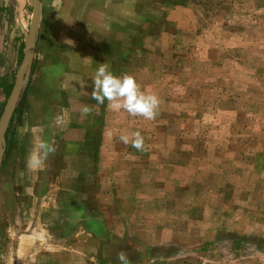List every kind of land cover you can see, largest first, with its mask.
<instances>
[{
  "label": "rangeland",
  "instance_id": "rangeland-1",
  "mask_svg": "<svg viewBox=\"0 0 264 264\" xmlns=\"http://www.w3.org/2000/svg\"><path fill=\"white\" fill-rule=\"evenodd\" d=\"M39 4L0 160V264H48L64 244L81 264H121V251L131 264H264V0ZM31 17L30 0H0V109ZM105 62L159 97L155 120L97 105ZM41 139L55 152L33 171Z\"/></svg>",
  "mask_w": 264,
  "mask_h": 264
},
{
  "label": "clouds",
  "instance_id": "clouds-1",
  "mask_svg": "<svg viewBox=\"0 0 264 264\" xmlns=\"http://www.w3.org/2000/svg\"><path fill=\"white\" fill-rule=\"evenodd\" d=\"M70 44L71 41H66ZM90 60V59H89ZM94 89L91 93L97 105H103L108 102V107L113 111L124 110L131 116L143 117L146 120H155L159 115V105L161 103L159 97L155 94H146L141 90V85L136 81L135 77L130 74H124L121 77L113 75L110 65L105 62L99 64L93 79ZM81 115L88 116L93 108L84 105L81 107ZM59 122V118H57ZM131 146L137 151L145 149L144 137L140 132L131 134ZM120 141L125 145L129 144L128 135H121ZM55 152V148L44 140H39L37 146L29 154L26 166L33 171L42 170L50 154ZM121 264H131L126 253L123 251L117 254Z\"/></svg>",
  "mask_w": 264,
  "mask_h": 264
},
{
  "label": "water",
  "instance_id": "water-1",
  "mask_svg": "<svg viewBox=\"0 0 264 264\" xmlns=\"http://www.w3.org/2000/svg\"><path fill=\"white\" fill-rule=\"evenodd\" d=\"M30 5L32 7V17L27 28V33L23 38V54L18 65L12 87L5 100L2 112L0 114V160L3 156L5 146L3 134L7 128L8 122L15 108L19 93L26 82L31 60L34 54L35 32L40 19L39 0H30Z\"/></svg>",
  "mask_w": 264,
  "mask_h": 264
},
{
  "label": "crops",
  "instance_id": "crops-1",
  "mask_svg": "<svg viewBox=\"0 0 264 264\" xmlns=\"http://www.w3.org/2000/svg\"><path fill=\"white\" fill-rule=\"evenodd\" d=\"M34 46H35V43H34ZM34 56V55H33ZM49 215V214H48ZM53 216V217H52ZM51 218L55 219L56 218V214H51L50 215ZM68 217L70 218L69 215H67L66 213H61V218L64 220V224H63V227L60 228L59 230V235L60 236H63L62 240L67 243V244H70L68 242V236L69 234L67 233V228L65 226L66 224V220H68ZM67 231V232H66ZM28 236V235H27ZM40 236L38 235L37 236V239L39 238ZM50 232L48 230V240H50ZM70 238V237H69ZM51 242V241H49ZM51 244L49 243L48 244V247L50 246ZM51 247V246H50ZM52 248V251L51 249L49 250V252L46 254V260L48 261V264H81V262L77 259H72V255H71V250H68L70 247L66 248V244L62 245V248H57L56 249V245H54V248ZM79 254L81 255V252H79ZM82 256V255H81Z\"/></svg>",
  "mask_w": 264,
  "mask_h": 264
},
{
  "label": "trees",
  "instance_id": "trees-1",
  "mask_svg": "<svg viewBox=\"0 0 264 264\" xmlns=\"http://www.w3.org/2000/svg\"><path fill=\"white\" fill-rule=\"evenodd\" d=\"M20 59H21V55H20ZM33 63H34V60H33V57H32L29 72L32 70ZM26 82H27V81H26ZM26 82H25V84L23 85V87H22V89H21V91H20V93H19V96H18V99H17L16 105H15V108H14V110H13V112H12V115H11L10 120H9V122H8L7 128H6V130H5L4 134H3V139H4V144H5V146H4V151H3V155H5V154L7 153L8 148H9V146H10V141H11V136H12V130H11L10 124H11V122H12V120H13V116H14V114L16 113V106H17L19 100L21 99V96H22V93H23L24 87L26 86ZM12 84H13V81H11V83H9V84L6 86V88H5V100H6L8 94H9V92H10V89H11V87H12ZM3 106H4V105H3ZM3 106H2V108H3ZM2 108L0 109V114H1V112H2Z\"/></svg>",
  "mask_w": 264,
  "mask_h": 264
}]
</instances>
